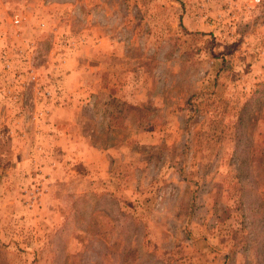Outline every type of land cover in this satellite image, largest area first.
Here are the masks:
<instances>
[{
	"label": "rangeland",
	"instance_id": "obj_1",
	"mask_svg": "<svg viewBox=\"0 0 264 264\" xmlns=\"http://www.w3.org/2000/svg\"><path fill=\"white\" fill-rule=\"evenodd\" d=\"M0 264H264V0H0Z\"/></svg>",
	"mask_w": 264,
	"mask_h": 264
},
{
	"label": "built area",
	"instance_id": "obj_2",
	"mask_svg": "<svg viewBox=\"0 0 264 264\" xmlns=\"http://www.w3.org/2000/svg\"><path fill=\"white\" fill-rule=\"evenodd\" d=\"M14 23L16 24V25H18L19 23H20V19H19V17H15V20H14Z\"/></svg>",
	"mask_w": 264,
	"mask_h": 264
}]
</instances>
